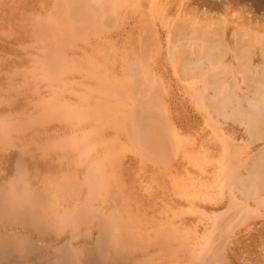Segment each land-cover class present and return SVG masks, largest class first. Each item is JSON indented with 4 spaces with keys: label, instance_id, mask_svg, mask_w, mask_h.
<instances>
[{
    "label": "bare ground",
    "instance_id": "bare-ground-1",
    "mask_svg": "<svg viewBox=\"0 0 264 264\" xmlns=\"http://www.w3.org/2000/svg\"><path fill=\"white\" fill-rule=\"evenodd\" d=\"M1 25L82 45L70 59L65 44L48 49L11 92L0 45V264H245L257 235L222 236L264 207V147L230 164L237 143L199 137L192 160L195 126L168 106L185 90L245 125L248 143L264 139V0H0ZM228 187L238 194L217 213L208 199ZM195 203L200 216L181 217Z\"/></svg>",
    "mask_w": 264,
    "mask_h": 264
},
{
    "label": "rangeland",
    "instance_id": "rangeland-1",
    "mask_svg": "<svg viewBox=\"0 0 264 264\" xmlns=\"http://www.w3.org/2000/svg\"><path fill=\"white\" fill-rule=\"evenodd\" d=\"M1 27H3V25H1ZM3 28H5L4 29V32L5 33H0V45H3V47H4V51H3V54L1 55L2 56V62H4V67L3 68H5V73H7L6 75H5V81H4V84H5V88L7 89V91L8 92H11L12 90H13V87H9V85L12 83L11 81L14 79V83H16L18 86H19V84H21L20 83V81H19V79L21 80H23V76H26L28 79L29 78H31V77H33V75H37V74H35V72H33V71H35V65L37 64L36 62L38 61V59L40 60H42V61H44V53H47L48 51V49H53V48H61L64 44V49H67V50H65V53H64V55L66 56V57H68L69 59L72 57V56H79V55H76V54H74L75 52H73L74 50H77V49H81V45L82 44H80V45H78L77 46V48L75 47V46H69L68 48H67V42H66V40H62L63 38H56V39H54V38H45V41L42 39V38H15V36H14V30H16L17 28H18V26H13V25H6L5 27H3ZM12 28V29H11ZM1 29V28H0ZM1 31H3V30H0V32ZM11 34V35H10ZM3 35H4V37H3ZM13 38V39H12ZM132 41H129V42H127V45H130V46H132L134 43V45H136L137 43V39L138 38H130ZM154 39V38H153ZM163 41H166V39L167 38H161ZM165 39V40H164ZM13 40V41H12ZM58 40V41H57ZM53 42V43H52ZM63 42V43H62ZM131 42H133V43H131ZM13 43V44H12ZM15 43V44H14ZM78 43V42H77ZM41 44V45H40ZM8 47H7V46ZM16 45V46H15ZM54 45V46H53ZM107 45H110V46H112L113 48H114V46H113V42H112V39L110 38V40L108 41V43H107ZM11 46V47H10ZM43 46V47H42ZM107 47V48H110V49H112L111 47ZM23 47V48H22ZM29 50V51H28ZM36 50H37V52H36ZM114 50V49H113ZM22 51V52H21ZM43 51V52H42ZM45 51V52H44ZM19 52V53H18ZM68 53V54H67ZM28 54V55H27ZM25 56V57H23V56ZM8 56V57H7ZM43 56V57H42ZM12 57V58H11ZM66 57H65V59H66ZM11 58V59H10ZM16 58V59H15ZM8 59V60H7ZM10 59V60H9ZM104 60V61H103ZM115 60V58H113V61ZM107 61V64L109 65V70H110V72H112L111 74L113 75V77H115V73H113V65H112V63H114L113 61L110 63L107 59H105V58H103L102 59V62H106ZM10 65V66H9ZM20 69V70H19ZM22 70V71H21ZM31 71V72H30ZM28 74H30V75H28ZM33 74V75H32ZM8 75V76H7ZM20 75V76H19ZM7 76V77H6ZM71 76H72V74H68V79H67V81H69V83L71 82ZM11 78H12V80H11ZM22 80H21V82H22ZM6 81H8V82H6ZM7 83V84H6ZM77 83H80V82H77ZM82 83H84V82H82ZM40 85V87H42V93H45V94H48L49 93V89L48 88H46L45 86H47L45 83H43L42 84V82H39L38 83V85L37 86H39ZM44 85V86H43ZM14 86H15V84H14ZM21 87V86H20ZM182 87V86H181ZM175 90V92L177 91V89L176 88H174ZM182 93V94H181ZM180 93V95L178 96V100L180 101V99H181V103L178 101V100H176V102L177 103H175L176 104V106L174 105L173 106V104L174 103H172V104H170L168 107H170V110L171 109H173V110H176L175 112V114H179V115H181V117L183 118V121L185 122H183V124H185V125H188V124H191L192 123V125L193 126H195V128H194V130H193V132H192V134L189 136V137H191L190 139H192V141H190V144H189V146L194 150V149H196L195 151H192V153L190 154V157L192 158V160H195L197 157H194V156H197L198 154H200L199 152L203 149V147H201L200 145H199V141H198V138L199 137H201V138H199V140H207L208 141V144H210V145H213L214 146V142L216 141V140H220V138H221V140L223 139H225V136H226V138L228 137V139L229 138H231L233 141H231L230 139V144L231 145H233V142L234 143H237L236 145L234 144L233 146H235L236 148H238L237 149V151H236V153L235 152H233V155H231V153L229 152L228 154H226L225 153V155L227 156L228 155V158L230 159V164H231V159H232V157H234L233 159H232V163L235 161L236 163H239V159L237 158L238 157V155L237 154H239V157H242L244 154H243V152L244 153H246L245 155H247V153L250 151V150H253V154H254V152H256V150H254V148L255 149H261V147L263 148L264 147V139H258V141H257V139L255 140V142L253 143V144H251V143H248V139L250 140V138H251V136L249 135V133L246 131V127H245V125H243L242 123L241 124H239V122H238V124H237V122H234L233 121V119H229V120H225V119H223L222 117H219L218 119H219V121L217 122V121H215V120H218L217 119V116L215 115L214 116V113H212L213 114V117H212V115H209L208 113V109H206L205 107L203 108V106L202 105H198V104H196V107H195V105L193 106V104H192V101H189V99L190 98H188V96L189 95H186V94H184L185 93V90H183V92H181ZM10 94L11 93H9V95L8 96H10ZM14 94V93H13ZM48 95H50V94H48ZM17 96V95H16ZM20 95H18L17 97H19ZM12 97H13V95H12ZM17 97H15L14 99H16ZM180 97V98H179ZM190 97V96H189ZM10 98V97H9ZM184 98V99H183ZM189 101V102H188ZM13 102H14V104H16V102H15V100H13ZM186 105H185V104ZM178 104V105H177ZM181 104H183V105H181ZM191 104H192V106H191ZM17 105V104H16ZM172 106V107H171ZM199 107V111L198 110H196L198 107ZM201 106V107H200ZM194 107V108H193ZM22 108V107H21ZM176 108V109H175ZM183 108V109H182ZM203 108V109H202ZM178 109V110H177ZM179 109L181 110V111H179ZM202 109V110H201ZM206 109V110H205ZM183 110H184V112H183ZM191 110V111H190ZM196 110V111H195ZM181 113H179V112ZM185 112H187V113H185ZM191 112V113H190ZM197 112H199L200 114H198ZM204 114V116H203V114ZM174 113V112H173ZM197 114V116H195ZM208 114V115H207ZM193 115V116H192ZM207 115V116H206ZM199 116V117H198ZM194 117V118H193ZM205 117V118H204ZM210 118V119H207V118ZM186 118V119H185ZM213 118V119H212ZM191 119V120H190ZM187 120V121H186ZM190 120V121H189ZM210 120H212V121H210ZM224 120V121H223ZM209 121L210 122H212V124L211 125H213V127H214V125L215 126H219V127H215V128H213L212 126H211V128H209L210 126V123H209ZM213 121H214V123H213ZM229 121V122H228ZM190 122V123H189ZM207 122V123H206ZM222 122V123H221ZM53 123H55V122H53ZM56 123H58V122H56ZM123 122H120V124H117V126L118 125H121ZM187 123V124H186ZM209 123V124H208ZM219 123V124H218ZM235 124V125H234ZM233 125V126H232ZM116 126V125H115ZM209 126V127H208ZM221 126V127H220ZM119 127V126H118ZM234 127V128H233ZM228 128V129H227ZM230 128V129H229ZM212 129V130H211ZM214 129V130H213ZM216 129V130H215ZM234 131V132H233ZM256 132H257V130H256ZM226 134L225 136L223 135V134ZM231 136H229L228 134ZM214 134H215V136H214ZM247 134V135H246ZM217 135H218V137H217ZM219 135H220V138H219ZM223 135V136H222ZM245 135H246V138H248L247 140H244V138H245ZM222 136V137H221ZM244 136V137H243ZM37 139H39V141H41V143H43V142H45V140H46V138L44 137V135H41V133H39L38 135H37ZM224 137V138H223ZM194 139V140H193ZM239 139V140H238ZM237 140V141H236ZM254 140V139H253ZM260 140V141H259ZM198 141V142H197ZM236 141V142H235ZM197 142V143H196ZM239 142V143H238ZM243 143V144H240V143ZM196 143V144H195ZM263 143V144H262ZM246 144V145H245ZM250 144V145H249ZM248 145V146H247ZM260 145V146H259ZM250 146H252V147H250ZM258 147V148H257ZM217 148H220V147H218L217 146ZM31 149H35L33 146H32V148ZM118 149V148H117ZM221 149V148H220ZM245 150V151H244ZM246 150H247V152H246ZM117 151V150H116ZM208 151H209V153H212V152H214L215 150L213 149V147L212 148H210V149H208ZM239 151H240V153H239ZM14 152V151H13ZM121 152V151H120ZM193 152H195V153H193ZM242 152V153H241ZM252 152V151H251ZM219 153H222V150H221V152H219ZM234 154H235V156H234ZM251 154V153H250ZM243 156V158H249L248 156L246 157V156ZM249 155V154H248ZM209 158V157H208ZM236 159V160H235ZM249 160L250 159H248L246 162H249ZM236 163H234V164H236ZM129 165H130V162L128 161V160H126V162L124 163V165L122 166L123 168H128L129 167ZM240 165V164H239ZM239 165H237V166H234L237 170H240L241 169V167L243 168V169H241L240 171H242V170H244V172L242 171V173L243 174H245L246 172H247V170H246V168H245V166H243V165H240V167H239ZM225 167H226V169L224 168V169H222L223 171H220V173L221 174H223L222 176L220 175L219 176V174L220 173H218L219 172V168H216V171L218 170V172H215V177H217V175L219 176V179H221V180H224L225 178H226V175H227V172H228V170H229V167L230 166H226L225 165ZM192 170L194 169V168H191ZM190 171V172H187V171H185V176H184V178H183V181L184 182H186L187 181V179H186V177L188 176V175H193V174H195L196 173V171ZM220 170H221V167H220ZM224 170H225V175H224ZM245 170H246V172H245ZM190 175V176H191ZM123 178H125V179H128L129 178V176H127V175H123L122 176ZM221 177V178H220ZM222 177H223V179H222ZM218 179V178H217ZM182 181V182H183ZM183 182V183H184ZM186 189V187H184L182 190H185ZM232 190V191H231ZM234 192L233 194L231 193V192ZM184 191H182V193H183ZM227 192V193H226ZM230 193H231V195H230ZM195 194H196V192H193V196H195ZM235 194H238V191H237V189H232V188H227V190L225 191V195H219V194H215V195H213L212 197H211V199H208V201L210 200L211 202H213V206H214V208H215V210H216V212L217 213H220V211H225L226 209L225 208H228V207H225V206H223V207H221V204L222 205H224V204H226V202L227 203H230V202H228L229 201V199L231 198H233V196L235 195ZM218 195V196H217ZM227 198H229V199H227ZM238 198V197H237ZM212 199H213V201H212ZM195 200V199H194ZM224 202H223V201ZM228 200V201H227ZM209 201V202H210ZM219 202V204L218 203H216V202ZM221 201H222V203H221ZM238 202H240V199L238 198V200H237ZM253 203V202H252ZM251 203V205H254V204H252ZM143 204V203H142ZM147 205H148V207H150V211L151 210H154L155 209V203H150V202H147L146 203ZM198 205L199 204H197V203H195L194 205H191V206H187V208L185 207L183 210H182V215H181V217H183V218H185V219H191L193 216H200L199 215V211H198ZM216 205H218V206H216ZM197 206V207H196ZM190 207V208H189ZM196 208V209H195ZM221 208V209H220ZM190 209V210H189ZM224 209V210H223ZM263 210L264 209V207H262V208H257V209H251V211H250V209L249 210H246V212H243V213H245V214H239V216H234L233 217V219L235 220L236 219V221L238 220V222L237 223H235L236 221H234V226H233V230L231 231V232H229L228 234H224V233H222L221 231H219V230H215V233H217L216 235V238H225L226 240H228L227 242L230 244L236 237H243V236H246V242L247 243H251V242H253V239H250L249 237H248V235L247 234H255V235H257V237L255 238V239H257V241H256V243L254 244V246L252 245V244H250V248H249V250H248V252H246L245 253V255H246V258H247V260H246V262H245V264H264V210L262 211V213H261V210ZM189 210V211H188ZM197 211V212H195V211ZM188 211V212H187ZM232 211L233 212H235V210L234 209H232ZM260 211V212H259ZM192 212H194V213H192ZM187 213V214H186ZM198 213V214H197ZM249 213V214H248ZM261 213V214H260ZM254 214V215H253ZM246 215V216H245ZM191 217V218H190ZM240 217H241V219H240ZM260 217V218H259ZM243 218H245V219H243ZM261 218H262V220H261ZM254 219V220H253ZM257 219V220H256ZM259 219V220H258ZM196 220H198V224H199V229L201 228H203V223H201L202 221H199V219H196ZM206 220V219H205ZM244 220V221H243ZM257 222H256V221ZM259 221V222H258ZM239 223H240V225H239ZM202 224V225H201ZM259 226H258V225ZM236 225L238 226V227H236ZM240 228V229H239ZM258 228V229H257ZM259 228H260V230H259ZM240 231V232H239ZM256 231H258V232H256ZM219 233H221V234H219ZM225 235V236H222V235ZM229 235V236H228ZM222 236V237H221ZM259 236V237H258ZM229 237V238H228ZM219 241V240H218ZM217 241V242H218ZM251 241V242H250ZM226 242V243H227ZM257 244V245H256ZM263 246V247H262ZM261 250V251H260ZM257 253V254H256ZM241 264V263H240Z\"/></svg>",
    "mask_w": 264,
    "mask_h": 264
}]
</instances>
